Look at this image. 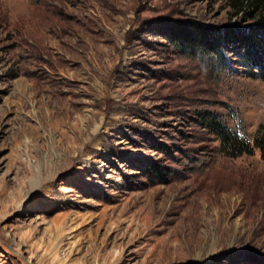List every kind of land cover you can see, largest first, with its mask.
Returning <instances> with one entry per match:
<instances>
[{"label": "rangeland", "instance_id": "374dc122", "mask_svg": "<svg viewBox=\"0 0 264 264\" xmlns=\"http://www.w3.org/2000/svg\"><path fill=\"white\" fill-rule=\"evenodd\" d=\"M252 22L231 0H0V242L34 264H264L260 151L206 125L264 133V81L167 38Z\"/></svg>", "mask_w": 264, "mask_h": 264}, {"label": "trees", "instance_id": "16d2710c", "mask_svg": "<svg viewBox=\"0 0 264 264\" xmlns=\"http://www.w3.org/2000/svg\"><path fill=\"white\" fill-rule=\"evenodd\" d=\"M231 4L236 13L244 12L253 22L231 25L229 33L222 36L214 35L210 28L203 26L195 28L194 34L184 28H175L167 38L184 50L200 51L226 69L229 52L246 66L248 76L264 81V0H231ZM206 125L217 136L220 150L226 155L249 154L257 148L264 161V133L259 129L252 137L240 136L213 115L208 117Z\"/></svg>", "mask_w": 264, "mask_h": 264}, {"label": "water", "instance_id": "95a60500", "mask_svg": "<svg viewBox=\"0 0 264 264\" xmlns=\"http://www.w3.org/2000/svg\"><path fill=\"white\" fill-rule=\"evenodd\" d=\"M0 250L4 251L6 254L9 256L13 257L18 261L20 264H34L20 256H18L16 253H14L8 246L4 245L3 243L0 242Z\"/></svg>", "mask_w": 264, "mask_h": 264}, {"label": "bare ground", "instance_id": "6f19581e", "mask_svg": "<svg viewBox=\"0 0 264 264\" xmlns=\"http://www.w3.org/2000/svg\"><path fill=\"white\" fill-rule=\"evenodd\" d=\"M33 263V262H32Z\"/></svg>", "mask_w": 264, "mask_h": 264}]
</instances>
